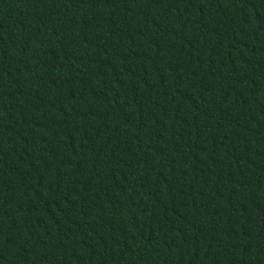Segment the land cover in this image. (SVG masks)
I'll use <instances>...</instances> for the list:
<instances>
[{
  "label": "trees",
  "instance_id": "trees-1",
  "mask_svg": "<svg viewBox=\"0 0 264 264\" xmlns=\"http://www.w3.org/2000/svg\"><path fill=\"white\" fill-rule=\"evenodd\" d=\"M0 264H264V0H0Z\"/></svg>",
  "mask_w": 264,
  "mask_h": 264
}]
</instances>
